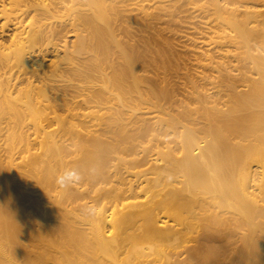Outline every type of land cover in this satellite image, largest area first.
<instances>
[{
	"label": "bare ground",
	"instance_id": "obj_1",
	"mask_svg": "<svg viewBox=\"0 0 264 264\" xmlns=\"http://www.w3.org/2000/svg\"><path fill=\"white\" fill-rule=\"evenodd\" d=\"M238 242L264 264V0H0V264H238Z\"/></svg>",
	"mask_w": 264,
	"mask_h": 264
},
{
	"label": "rangeland",
	"instance_id": "obj_2",
	"mask_svg": "<svg viewBox=\"0 0 264 264\" xmlns=\"http://www.w3.org/2000/svg\"><path fill=\"white\" fill-rule=\"evenodd\" d=\"M175 43H173L172 45L173 46H175L174 48L177 50H179V51H181V49H179L178 47H179V45H181V44H178V42H176L175 40H173ZM178 44V45H177ZM175 49H173V50H175ZM174 51L175 52V54H174V52H173V54L175 55V59L176 60H172V62H170V65H169V67H174V68H171L173 71H175V70H179V72L180 71H184V69H186V70H188L189 68H192V69H190V70H188L187 72H189V71H192L193 70V72H194V75H193V72H189L188 74V76H192L191 78H195L194 79V81L196 80V79H199V78H196V75L199 73V70L197 71V69L194 67V69H193V67L192 66H190L189 64H187V63H190V61L189 62H187L188 60H190L191 59V57H193L190 53H188V52H182V54L180 55V53L181 52H179L178 50V53H176L177 51ZM183 53H184V56H182L183 55ZM185 53H186V55H185ZM188 53V54H187ZM179 55V57L180 58H178V55ZM190 55H191V57H190ZM189 56V57H188ZM182 57V58H181ZM185 57V58H184ZM188 57V58H187ZM181 59V60H180ZM183 59V60H182ZM177 60H178V62H177ZM184 60H186V61H184ZM180 61V62H179ZM175 62V63H174ZM184 64V66H183V64ZM186 62V63H185ZM173 63V64H172ZM180 64V65H179ZM182 64V65H181ZM163 66V67H162ZM165 65H162V64H160V69L158 70L160 73L161 72H163V73H159L160 74V76H161V78L163 77L162 75H164V78L166 77L167 78V76H168V80H170V81H168L167 80V82H169L168 84H169V86H171V83L173 84L172 86H171V88L173 89H176L177 88V90L176 91H179L178 89L180 88V86H178V85H176L177 84V80L175 79V74H174V72H172V70H168V69H170L169 67H167L168 65L166 64V66L164 67ZM178 67V69H175V68H177ZM189 66V67H188ZM162 67V68H161ZM167 67V68H166ZM180 67H181V69H180ZM184 67V68H183ZM164 68V69H163ZM166 71H170V73L169 72H167L166 73ZM165 72V73H164ZM195 72H198V73H195ZM173 73V74H172ZM191 73H192V75H191ZM159 76V75H158ZM160 76L158 77V83L159 82H161V80L163 79H161L160 78ZM175 79V80H173V82L175 83H173L172 82V79ZM197 77H199V74H198V76ZM166 80V79H165ZM181 80H183V79H181ZM198 81V82H197ZM197 81H195V82H197V84H199V83H201V82H199L200 80H197ZM181 82V81H180ZM203 83V82H202ZM175 85V86H174ZM170 88V87H169ZM203 88V87H202ZM206 88H208L207 86H204V88L203 89H206ZM175 92V91H174ZM175 93H177V92H175ZM206 93H209V91L208 92H206ZM42 124H44V122L42 123ZM31 131V130H30ZM5 151H2V153H1V155H2V162L3 161H6V159H5ZM248 227L247 226H243L242 227V230L240 231L241 233H244V232H246V229H247ZM237 246H238V251H237V253L235 254V255H243V256H241V257H235L236 258V263H238V264H244V263H246V262H248V260H249V258L247 257V254H246V252H244L243 254H240V252H239V250L243 247L242 245H240V242H238L237 243ZM258 247H262V246H259V245H257ZM216 252V258L218 259V260H220L219 261V264H228L229 263V261L231 260V257H230V254H228L227 252L226 253H223V252H220V251H215ZM261 255H264V252H261L260 253ZM215 259V257L214 258H212V259H210V261H213Z\"/></svg>",
	"mask_w": 264,
	"mask_h": 264
},
{
	"label": "clouds",
	"instance_id": "obj_3",
	"mask_svg": "<svg viewBox=\"0 0 264 264\" xmlns=\"http://www.w3.org/2000/svg\"><path fill=\"white\" fill-rule=\"evenodd\" d=\"M67 173L62 171L60 174H58L55 178L56 184L61 188H68V185L66 184V177Z\"/></svg>",
	"mask_w": 264,
	"mask_h": 264
}]
</instances>
